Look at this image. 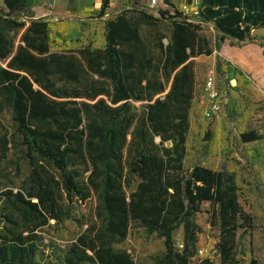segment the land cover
Wrapping results in <instances>:
<instances>
[{
  "label": "trees",
  "instance_id": "obj_1",
  "mask_svg": "<svg viewBox=\"0 0 264 264\" xmlns=\"http://www.w3.org/2000/svg\"><path fill=\"white\" fill-rule=\"evenodd\" d=\"M196 2L191 17L177 8L157 16L122 11L105 21L102 47L56 52L48 21L23 19L33 15L30 0H0V116L8 114L13 127L0 121V264H136L118 247L134 224L163 238L153 264H190L203 202L219 230V264H239L237 231H250L252 217L226 168L184 166L185 141L195 57L219 51L225 39H252L264 28V0ZM106 8L104 1L99 16ZM261 137L254 129L240 133L244 142ZM9 148L20 150L24 172L18 159L12 172L2 164ZM92 192L93 218L57 245L48 230L72 219L70 204Z\"/></svg>",
  "mask_w": 264,
  "mask_h": 264
},
{
  "label": "rangeland",
  "instance_id": "obj_2",
  "mask_svg": "<svg viewBox=\"0 0 264 264\" xmlns=\"http://www.w3.org/2000/svg\"><path fill=\"white\" fill-rule=\"evenodd\" d=\"M30 18H44L49 25V46L51 51L67 52L85 45L102 47L104 45V23L116 14L130 9L144 10L158 15V10L180 9L183 4L196 3L197 0H168L169 6L159 4L155 8L147 6L146 0H30ZM107 1L104 16H99L102 3ZM192 1V2H190ZM35 15V16H34ZM161 31L168 34L166 22L160 25ZM205 34L212 37V27L205 28ZM252 39L235 41L225 39L219 51L211 55L195 57L196 88L189 109V129L186 134V155L184 166L201 164L211 169L226 168L233 174L238 187V199L243 209L252 217L250 231H237V243L241 251L239 264H264V28H257ZM166 41V39H164ZM220 58L221 68L216 71V60ZM214 76L219 92V110L208 117L204 90L205 77ZM140 108V102L133 103ZM2 125L13 131L8 114L0 116ZM254 129L262 134L257 140L244 142L240 138L243 131ZM2 129H0V135ZM18 159L25 171V161L21 160L20 150L9 148L2 164L7 171H13L10 161ZM1 166V165H0ZM62 204L66 205L63 199ZM98 200L94 192L88 200L70 204L72 219L66 220L58 228H50L48 236L57 245H66L85 227L86 221L93 218ZM208 202L201 204L196 221L201 227L198 234L197 254L190 264L208 258L212 264H219L216 242L219 238L217 226L210 224ZM83 226H80V222ZM181 228L173 232L174 244L181 243ZM66 243V244H65ZM127 249L136 264H153L154 257L164 251L163 238L134 224L126 239L118 245Z\"/></svg>",
  "mask_w": 264,
  "mask_h": 264
},
{
  "label": "built area",
  "instance_id": "obj_3",
  "mask_svg": "<svg viewBox=\"0 0 264 264\" xmlns=\"http://www.w3.org/2000/svg\"><path fill=\"white\" fill-rule=\"evenodd\" d=\"M94 2H101L102 0H91ZM147 6L150 8H155L159 4L164 6H169L168 0H146ZM183 14L191 17L197 14V2L191 4H183L180 9ZM204 90L206 93L207 100L209 101L208 109L205 111L208 117L216 114L219 110V92L215 84L214 76L212 73H208L205 77ZM264 130V126L262 127Z\"/></svg>",
  "mask_w": 264,
  "mask_h": 264
},
{
  "label": "water",
  "instance_id": "obj_4",
  "mask_svg": "<svg viewBox=\"0 0 264 264\" xmlns=\"http://www.w3.org/2000/svg\"><path fill=\"white\" fill-rule=\"evenodd\" d=\"M170 144V142H166V145H169Z\"/></svg>",
  "mask_w": 264,
  "mask_h": 264
},
{
  "label": "crops",
  "instance_id": "obj_5",
  "mask_svg": "<svg viewBox=\"0 0 264 264\" xmlns=\"http://www.w3.org/2000/svg\"><path fill=\"white\" fill-rule=\"evenodd\" d=\"M35 16V15H34Z\"/></svg>",
  "mask_w": 264,
  "mask_h": 264
}]
</instances>
